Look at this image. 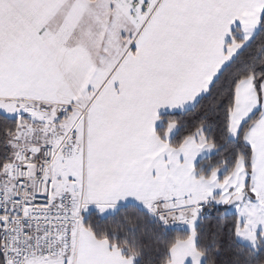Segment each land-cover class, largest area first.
<instances>
[{"label": "snow or ice", "instance_id": "6c2138e0", "mask_svg": "<svg viewBox=\"0 0 264 264\" xmlns=\"http://www.w3.org/2000/svg\"><path fill=\"white\" fill-rule=\"evenodd\" d=\"M0 264H264V0H0Z\"/></svg>", "mask_w": 264, "mask_h": 264}, {"label": "trees", "instance_id": "16d2710c", "mask_svg": "<svg viewBox=\"0 0 264 264\" xmlns=\"http://www.w3.org/2000/svg\"><path fill=\"white\" fill-rule=\"evenodd\" d=\"M173 233H169V235H172Z\"/></svg>", "mask_w": 264, "mask_h": 264}]
</instances>
